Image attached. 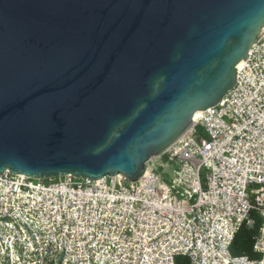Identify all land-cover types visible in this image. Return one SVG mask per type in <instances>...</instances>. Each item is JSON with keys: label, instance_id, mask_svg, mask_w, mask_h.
I'll return each mask as SVG.
<instances>
[{"label": "water", "instance_id": "95a60500", "mask_svg": "<svg viewBox=\"0 0 264 264\" xmlns=\"http://www.w3.org/2000/svg\"><path fill=\"white\" fill-rule=\"evenodd\" d=\"M263 38L264 0H0V173L143 186Z\"/></svg>", "mask_w": 264, "mask_h": 264}, {"label": "built area", "instance_id": "2783aa9c", "mask_svg": "<svg viewBox=\"0 0 264 264\" xmlns=\"http://www.w3.org/2000/svg\"><path fill=\"white\" fill-rule=\"evenodd\" d=\"M240 69L143 186L0 173V264H264V38ZM159 163L173 167L169 181ZM255 215L259 257L233 255Z\"/></svg>", "mask_w": 264, "mask_h": 264}, {"label": "trees", "instance_id": "16d2710c", "mask_svg": "<svg viewBox=\"0 0 264 264\" xmlns=\"http://www.w3.org/2000/svg\"><path fill=\"white\" fill-rule=\"evenodd\" d=\"M256 225L254 229H247L242 227L236 234L231 252L233 255H248L250 258L259 257L256 253L253 252V243L255 235L258 232L259 227L261 226V219L255 215ZM178 264H188L187 260L184 257H179L177 259Z\"/></svg>", "mask_w": 264, "mask_h": 264}, {"label": "rangeland", "instance_id": "374dc122", "mask_svg": "<svg viewBox=\"0 0 264 264\" xmlns=\"http://www.w3.org/2000/svg\"><path fill=\"white\" fill-rule=\"evenodd\" d=\"M172 169L173 167L171 168L170 166L168 167H165L163 165H161L160 163L157 164L155 170L157 172H160V173H163V176L165 178L166 181H169L170 180V176H171V173H172Z\"/></svg>", "mask_w": 264, "mask_h": 264}, {"label": "bare ground", "instance_id": "6f19581e", "mask_svg": "<svg viewBox=\"0 0 264 264\" xmlns=\"http://www.w3.org/2000/svg\"><path fill=\"white\" fill-rule=\"evenodd\" d=\"M243 63L244 62H242L241 64H240V67L243 65ZM200 115V112H198L197 114H196V116L198 117Z\"/></svg>", "mask_w": 264, "mask_h": 264}]
</instances>
